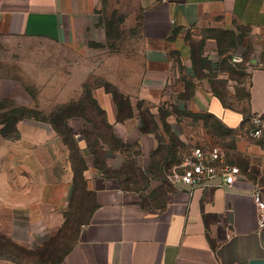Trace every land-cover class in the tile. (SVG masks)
I'll use <instances>...</instances> for the list:
<instances>
[{
    "label": "crops",
    "instance_id": "0c3cea01",
    "mask_svg": "<svg viewBox=\"0 0 264 264\" xmlns=\"http://www.w3.org/2000/svg\"><path fill=\"white\" fill-rule=\"evenodd\" d=\"M131 1L134 6L126 14L139 26L141 45L132 55L139 62L129 66L124 53L116 54L117 66L127 69L123 81H117L127 86L114 82L130 102L127 115L112 93L93 90L111 128H95L86 116L67 120L81 170L69 158L65 175L59 155H69L71 149L50 119L19 121L17 139L0 143L24 149V156L16 159L23 163L19 168L0 164V211L19 228L31 211L52 223L80 215L76 237L60 264H264V227L251 195L255 184L264 195V135L250 137L253 116H264V0ZM106 3L0 0V37L49 42L85 63L92 56L108 59ZM238 77L242 82L231 95V81ZM211 81L224 83L226 96ZM187 82L193 91L179 101L188 92ZM82 94L63 92L59 104L78 102ZM2 101L34 114L45 112L19 79L0 78ZM139 102L147 104V112ZM178 104H184L186 114L209 115L232 134L231 165L246 177L231 188L239 192L224 186L188 192L163 182L157 151L168 144L162 139L163 127L175 130L163 111ZM147 118L149 131L144 130ZM93 144L102 154L98 164ZM44 149L57 156L55 165L52 158L51 180L41 176ZM28 158L40 171L27 165ZM2 161L7 162L5 155Z\"/></svg>",
    "mask_w": 264,
    "mask_h": 264
},
{
    "label": "rangeland",
    "instance_id": "374dc122",
    "mask_svg": "<svg viewBox=\"0 0 264 264\" xmlns=\"http://www.w3.org/2000/svg\"><path fill=\"white\" fill-rule=\"evenodd\" d=\"M133 6L134 3L131 0H107V24L110 28V41L108 45L110 50L109 54L112 55L108 59L100 58L99 55L92 56L85 63L83 59L75 56L70 51L61 49L49 42L0 37V78H15L27 83L33 95L36 96L37 104L45 111L42 114L36 113L35 117L48 118L56 121L60 133H63L62 138L64 141L69 140L70 136L66 133L64 124L61 121L65 116L74 114L69 111H74L75 108L77 111H82L86 108L85 115L89 117L91 122H94L95 128L97 125H100L102 128L104 127V115L102 112L100 113L98 109L99 105L93 99L92 92L95 89L102 88L109 93H113L115 89L117 90L115 83L124 84V82H119L117 79L123 81V78L127 76V69L124 70L121 66H117L116 54L124 53L130 61L129 66L132 65L133 61L134 64L139 62L138 58H132L133 53L141 45L139 26L135 20H131L129 13L126 14V12H131ZM121 23L124 25H121ZM255 53H258V51L253 50L252 54ZM134 56H137V54ZM119 70L122 74L118 73ZM105 78L115 81L113 83L107 82ZM244 80V85L247 87V77H244ZM235 81L237 82L234 83ZM241 82L242 79L239 77L236 80L233 79L231 81V90L224 83L211 81L210 84L214 89L223 92V96H226L224 94V87L231 91L232 95L236 92ZM185 85L188 92L179 95L177 97L179 101L184 100L193 91V84L187 82ZM68 91H74L76 95L83 91V94L76 99L78 102L70 105L59 104V99L63 100L64 98L59 96L63 92L67 93ZM117 93L119 94L118 90ZM236 100L241 101L239 99ZM227 101L230 102V100ZM233 101L232 99L231 102L233 103ZM138 106L147 112V104L139 102ZM183 106L184 104L180 106L178 104L173 109L168 108L163 111V116L175 123V130H172L171 126L165 125L163 127L164 133L162 134V139L168 143L166 145L167 148L175 147L177 149V153H175L176 157L169 151L165 152V156L172 157L171 159L176 161L179 153L180 157V155H183L190 148L218 147L226 152L228 157L227 161L231 164L232 134L225 130L221 123L215 121L205 113L186 114ZM14 110L15 108L11 105L0 106L1 144H3L2 141L4 139L11 140L12 142L17 139V136H14L11 131H7L6 135H9L7 137L3 136L5 134L1 131V129H4L2 124L3 120L8 118L9 114ZM5 145V147L0 145V157L3 155L7 157L6 163L4 161L0 163L1 168H14L15 170V168L23 165L22 162H18L16 159L19 156H24V149L10 144ZM70 151V156L68 155V151L65 153L61 151L59 155L60 172L63 175L68 171L69 158L76 169L81 170V162L77 149L75 148ZM42 154L45 165L42 168L41 176L43 180H51L49 173L52 172L51 162L53 158L55 165L57 163V156L53 155L52 151L47 149H44ZM32 159L30 158L29 160L28 158V162L26 160L27 165L33 171H40V166ZM55 169L53 168V170ZM57 170L59 169L57 168ZM163 180L164 183L172 186L166 176ZM28 188L29 190L31 189L30 186ZM3 214V211H0V264L59 263L76 237L77 224L80 220V215L73 214L71 216L69 215L67 220L60 223H52V219L49 220L48 218L40 217L37 211H31L27 224L19 228L11 225V220L8 219L9 217L7 216L5 218Z\"/></svg>",
    "mask_w": 264,
    "mask_h": 264
},
{
    "label": "built area",
    "instance_id": "2783aa9c",
    "mask_svg": "<svg viewBox=\"0 0 264 264\" xmlns=\"http://www.w3.org/2000/svg\"><path fill=\"white\" fill-rule=\"evenodd\" d=\"M253 128L250 137L259 139L264 135V116L256 114L252 118ZM227 154L218 147H193L187 150L181 158V163L166 175L173 187L182 183L195 186L204 185L210 180L222 179V186L233 188L245 179L241 169L232 166L227 161ZM252 198L256 205L259 226L264 227V195L259 184L252 190Z\"/></svg>",
    "mask_w": 264,
    "mask_h": 264
},
{
    "label": "trees",
    "instance_id": "16d2710c",
    "mask_svg": "<svg viewBox=\"0 0 264 264\" xmlns=\"http://www.w3.org/2000/svg\"><path fill=\"white\" fill-rule=\"evenodd\" d=\"M113 92V91H112ZM113 94V96H114V100L117 102V104L120 106V108H121V112H124V114H126L127 115V111H128V107L130 106V102H129V100L128 99H125L122 95H119L118 93H117V90L115 89V91L112 93ZM89 98H91V97H89ZM92 99V98H91ZM119 101V102H118ZM1 105H11V106H13L14 108H15V110L13 111V112H11L10 114H9V117L8 118H5V120H3V122H2V124H3V126H4V129H1V131L5 134V135H3V136H5V137H7V136H9V135H6V133H7V131L8 132H10L11 131V133H13V135L14 136H17V130H16V125H17V123L19 122V121H21V120H24V119H26V118H31V117H35V114L33 113V112H31V111H28V110H25V109H22V108H20V107H17V106H15V105H12V104H10V103H7V102H4V101H2V102H0V106ZM127 106V107H126ZM70 107V106H69ZM73 108H75V107H73ZM98 109H99V107H98ZM85 111H86V108H85V110H82V111H77L76 110V108H75V110L73 111V110H70L69 112L71 113H74V114H69L68 116H65L63 119H62V121H61V123H63L64 124V128L66 129V133L69 135V133H70V130L68 129V126H67V120L68 119H70V118H73V117H84V116H86L85 115ZM101 112V111H100ZM105 118V117H104ZM50 121L53 123V125L55 126V129H56V131L59 133V134H61V135H63V133L61 132L60 133V129H59V126L57 125V122L56 121H54V120H51L50 119ZM104 127L106 128V131H108V130H110V128H111V125H109L108 123H107V121L105 122L104 121ZM149 129H150V122H149V120H148V118L145 120V123H144V130L145 131H149ZM66 140V139H65ZM66 142V144H69V147H70V149L71 150H74L76 147H75V145H74V142H73V140L70 138L69 140H66L65 141ZM69 142V143H68ZM92 146V151H93V153H95V155H96V164H98L99 162H100V159H101V157H102V154L101 153H99L98 151H96V146H95V144H93V145H91ZM175 146V145H174ZM77 149V148H76ZM166 151H169L170 153H172V154H174V156H175V153H177V149H175V147H166V146H163V147H160L159 148V150L157 151V153H159V155L158 156H161V160H159L158 161V164H157V170H159L160 172H161V175H162V177L163 178H165V176L168 174V172L169 171H171L175 166H178V165H180V163H181V158H182V155H180V157H179V154H178V159L176 160V161H174V160H172L171 158L172 157H166L165 156V152ZM176 157V156H175ZM68 251V250H67ZM66 251V252H67ZM65 252V253H66ZM65 255V254H64ZM63 255V256H64ZM62 259H63V257H62ZM62 259H61V261H62ZM60 261V262H61ZM60 262L59 263H57V264H60Z\"/></svg>",
    "mask_w": 264,
    "mask_h": 264
},
{
    "label": "water",
    "instance_id": "95a60500",
    "mask_svg": "<svg viewBox=\"0 0 264 264\" xmlns=\"http://www.w3.org/2000/svg\"><path fill=\"white\" fill-rule=\"evenodd\" d=\"M222 179L221 178H217L214 180H210L207 183H205L204 185H195V186H190V185H185L182 183H179L176 185L177 189L183 190V191H188L191 192L193 189L198 188V187H202V186H222ZM228 191L230 192H239L237 190L231 189V188H227Z\"/></svg>",
    "mask_w": 264,
    "mask_h": 264
}]
</instances>
